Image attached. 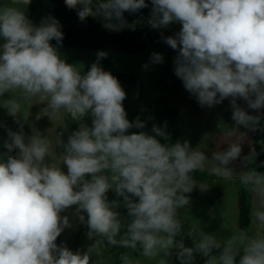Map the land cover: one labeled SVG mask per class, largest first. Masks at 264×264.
Instances as JSON below:
<instances>
[{
    "label": "clouds",
    "instance_id": "obj_1",
    "mask_svg": "<svg viewBox=\"0 0 264 264\" xmlns=\"http://www.w3.org/2000/svg\"><path fill=\"white\" fill-rule=\"evenodd\" d=\"M30 4L5 0L0 5V96L20 89L26 98L47 102L43 111L52 117L59 118L61 110L75 120L90 116L91 126L82 124L74 131L58 157L46 138L26 141L22 126L18 132L7 130L6 151L0 155V264H90L89 252L57 243L73 227L70 216L87 225L89 239L100 236L131 249L139 244L145 257L160 252L170 256L175 247L180 264H192L194 253L207 257L205 264H237L243 245L238 264H264V234L232 236L218 258L212 253L221 244L213 236L204 235L194 248L175 240L181 229L177 209L189 203L185 194L193 190L191 173L203 168L205 155L190 150L187 141L161 143L157 137H170L155 125V135L130 132L145 123L127 118L125 91L99 66L107 53L99 51L96 62L81 74L51 43L63 40L59 21L48 16L35 26L25 12ZM65 5L76 10L80 21L100 18L112 31L134 30L143 17L129 24L124 14L135 15L151 5V28L181 25L165 43L178 51L174 72L185 89L202 107L230 98L233 121L256 130L264 109V0H65ZM163 61L160 53L150 58L151 64ZM8 109L15 116L20 104L10 100ZM241 150L234 143L215 159L227 165ZM214 172L224 178L232 175L228 169ZM241 180L252 185L264 207V174L252 171ZM110 191L122 199L131 218L119 241L122 224L114 209L120 201H110ZM69 210L70 216L62 215ZM254 215L264 228V211ZM123 260L130 264L127 256Z\"/></svg>",
    "mask_w": 264,
    "mask_h": 264
},
{
    "label": "rangeland",
    "instance_id": "obj_2",
    "mask_svg": "<svg viewBox=\"0 0 264 264\" xmlns=\"http://www.w3.org/2000/svg\"><path fill=\"white\" fill-rule=\"evenodd\" d=\"M5 0H0L2 5ZM24 7V6H22ZM28 6L25 7V12ZM37 26L35 15L30 20ZM58 53L66 63L75 66L81 74L86 73L91 65L96 62L97 53L99 51L93 49L73 48L66 46H55ZM107 57L101 59L99 66L105 71L111 72L112 75L126 74L134 78V83L131 85H121L126 93V98L130 109L139 114L149 123V128L146 132L150 135H155L152 132L153 126L157 125V119L154 114L155 103L164 95L169 96V106L172 109L178 110L181 113V138L180 142L187 141L190 150L202 152L206 159L205 163L211 168V174L220 176L214 172L215 168L228 169L232 174L240 176L243 171L256 172L264 174V167L261 165L259 153L254 151V135L253 130L239 126L232 119V107L230 98H226L220 104L212 107L201 106L194 95H175L171 92L172 86L177 78L174 72V58H171L166 53L165 49L160 43L149 44L147 50L143 54H128L113 51H104ZM153 53H160L164 57L163 63L151 64L150 58ZM107 62V64L105 63ZM149 64L148 69L143 66ZM14 100L20 104L19 111L15 116L9 114L8 102ZM237 103L246 108L252 115L257 113L251 109H247L246 104L242 100ZM47 107V102L41 103L38 97L26 98L20 89L13 92H7L0 96V155L6 149L3 147L4 140L7 139V130L11 129L14 132L22 130L26 141L34 136L46 138L50 141L51 150L54 156L58 157L65 151L64 139L59 133L60 127L66 124V116L61 110L59 118L52 117L49 113H45L43 109ZM260 114H264V109L260 110ZM39 116V119L37 117ZM72 127L71 132L76 131L82 124L91 126V117L86 116L79 121L73 119L71 116ZM238 143L241 146L240 156L229 162V164H221L215 159L216 154H222L228 150V144ZM261 145V152L263 151V143ZM218 164V166H217ZM230 164L234 168L230 169ZM66 171V169H65ZM213 199V198H212ZM205 196L201 198L205 206L208 201ZM255 212L261 211V198L256 193ZM72 210L62 213V215H69ZM179 216V217H178ZM191 215L190 219L183 214L177 213V219L180 221L181 229L177 233L175 240L183 241L186 247L194 248L198 242V227L201 223L215 224L221 222H232V218L221 219L222 215L215 213H207L200 215ZM199 216H201L199 218ZM183 225L182 222L188 221ZM70 221L73 224L72 228H67L58 237L57 243L64 242L66 246L72 251H76L75 240L76 235L82 223L70 216ZM254 227L252 232H256L260 221L254 216ZM187 235V236H186ZM88 236L85 238L86 244H91L92 240ZM94 255L102 259V264H116L117 260H121L123 264L124 256L128 257L130 264H159L161 260L165 264H180L176 253L178 249L173 247L170 256L164 255L160 252L156 257H145L142 252L137 256L133 252H127L123 257L117 258L115 254L109 250L103 249L98 243L91 247ZM205 261L200 259L199 253H194L192 264H204Z\"/></svg>",
    "mask_w": 264,
    "mask_h": 264
},
{
    "label": "trees",
    "instance_id": "obj_3",
    "mask_svg": "<svg viewBox=\"0 0 264 264\" xmlns=\"http://www.w3.org/2000/svg\"><path fill=\"white\" fill-rule=\"evenodd\" d=\"M150 3V0H146ZM150 7L142 9L140 13L130 15L125 13V19L129 24L134 21L143 20L138 23L135 29L123 28L120 31H112L103 27L104 21L100 18L88 17L85 21H80L75 9H68L65 5V0H31V4L26 10V15L31 20L35 15L37 26L41 21L48 16H52L59 21L61 31L63 32V40L60 44H57L55 40L51 43L54 46H66L82 49H93L97 51H113L119 53L128 54H143L149 44L160 43L165 49L169 57L175 58L178 55L177 50H173L169 45L165 43V38L169 36H175L180 30L181 25L174 23L167 28L153 29L147 23ZM4 43L3 39H0V45ZM107 64V62H105ZM116 77L120 85H131L134 83V78L126 74L113 75ZM171 92L175 95H191L188 92L182 80L177 77ZM123 106L127 113V118L130 122H135L137 118L145 123L143 129L132 128L130 132L144 131L149 128V123L142 118L139 114L133 112L128 104L127 99L123 101ZM154 114L157 119L156 127L164 129L169 135L168 141L163 140L161 137H157L161 143L174 144L180 141L181 138V113L178 110L172 109L169 106V96H162L154 105ZM260 123L256 126V130L253 131L254 135V151L259 153L261 165L264 167V114ZM66 124L59 129V133L64 139L65 146L67 145L68 137L72 134L71 127L72 121L70 115L65 113ZM77 122H80L79 120ZM165 124L167 125L165 128ZM263 143V151L261 152V145ZM193 180L208 181L213 180L215 177L210 172L203 169H197L191 173ZM253 193L252 185H245L242 183L239 189L238 197V227L241 231L247 232L250 229L252 223V210H253ZM109 200H119L120 207L114 209L119 213L118 218L121 220L120 234L116 239L119 241L121 236L126 231L127 224L130 223L131 218L127 215V210L123 206V201L118 198L113 191L108 193ZM88 228L86 224H81L80 229L76 235L75 247L76 251L89 252L90 264H102V259L92 253L91 247L95 243H98L103 249L109 250L115 254L117 258L123 257L127 252H133L136 256L142 252V248L137 244L136 249L126 248L119 244L111 245L107 242L106 238L97 236L92 240L91 244L85 243L87 237ZM116 264H123L121 260H117Z\"/></svg>",
    "mask_w": 264,
    "mask_h": 264
},
{
    "label": "crops",
    "instance_id": "obj_4",
    "mask_svg": "<svg viewBox=\"0 0 264 264\" xmlns=\"http://www.w3.org/2000/svg\"><path fill=\"white\" fill-rule=\"evenodd\" d=\"M232 145L230 142L228 147ZM218 166V164H217ZM234 168L232 164H230V169ZM207 172H211V168L208 164L204 162V166L202 168ZM241 175H246L247 171L241 172ZM213 180L208 181H198L193 180V190L190 193H186L185 195L189 198V203L182 208L177 209V213L183 214L186 218L190 219L191 215H200L207 213H215L217 215H222L221 219H227L233 217L232 222H219L215 224L209 223H201L198 227V242L202 239L204 235L213 236L217 242L221 244V249H214L212 255L217 258L221 254L224 244L227 242L229 238L234 235H239L241 233L245 234L248 238L256 237L257 234H264V228H261L259 224L256 232H252L251 228L254 227V213H255V199L256 192L253 193V210H252V223L250 229L247 232L241 231L238 227V197H239V189L241 186L240 176H236L234 174L231 175L230 178H224L223 176H214ZM242 177V176H241ZM205 185L204 189H201L200 185ZM206 197L211 200L204 206L203 201H201L202 197ZM213 198V199H212ZM264 211V207L262 210ZM193 216V217H194ZM179 217V216H178ZM201 216H199L200 218ZM183 225L187 223V226L190 225L189 220L182 222ZM182 225V224H181ZM187 236V235H186ZM240 253L237 255L236 260L237 264L240 258V255L243 254L242 248L243 245H240ZM200 259L206 261L207 257H204L199 253ZM205 264V262H204Z\"/></svg>",
    "mask_w": 264,
    "mask_h": 264
}]
</instances>
